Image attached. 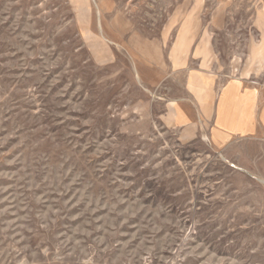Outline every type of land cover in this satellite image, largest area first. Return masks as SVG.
Instances as JSON below:
<instances>
[{"label":"rangeland","instance_id":"1","mask_svg":"<svg viewBox=\"0 0 264 264\" xmlns=\"http://www.w3.org/2000/svg\"><path fill=\"white\" fill-rule=\"evenodd\" d=\"M235 78L264 0H0V264H264V140L169 110Z\"/></svg>","mask_w":264,"mask_h":264},{"label":"crops","instance_id":"2","mask_svg":"<svg viewBox=\"0 0 264 264\" xmlns=\"http://www.w3.org/2000/svg\"><path fill=\"white\" fill-rule=\"evenodd\" d=\"M200 83L193 87L187 83L197 94L194 99H181L169 106L174 127L184 129L187 136L204 133L217 149L235 139L264 140V87L239 78L218 88L210 81Z\"/></svg>","mask_w":264,"mask_h":264}]
</instances>
